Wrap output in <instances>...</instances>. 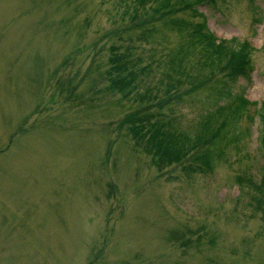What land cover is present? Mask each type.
<instances>
[{"label":"rangeland","instance_id":"rangeland-1","mask_svg":"<svg viewBox=\"0 0 264 264\" xmlns=\"http://www.w3.org/2000/svg\"><path fill=\"white\" fill-rule=\"evenodd\" d=\"M156 5L0 0V264H264V0H204L170 20ZM200 25L230 49L250 40V75L219 67L158 106L208 61L192 44ZM113 51L141 71L127 98L110 87ZM227 83L249 105L225 130L240 141L214 153L211 173L158 170L120 125L161 111L194 133L234 100L220 95Z\"/></svg>","mask_w":264,"mask_h":264},{"label":"trees","instance_id":"trees-1","mask_svg":"<svg viewBox=\"0 0 264 264\" xmlns=\"http://www.w3.org/2000/svg\"><path fill=\"white\" fill-rule=\"evenodd\" d=\"M201 2H204V0H156L157 5L153 9L158 18L170 17V20L173 17L172 14L177 10L196 8L194 5L198 6ZM153 18L157 17L153 16L150 20L152 21ZM177 24L181 27L185 26L184 21L181 19L177 21ZM197 29L198 34L194 32L192 35V44L196 42V44L204 43L206 45L205 50L210 51L208 61L204 62V59L203 62H199L197 60L195 65H191L197 67L196 73L191 76L193 77L192 88L187 89V91H178L173 96L158 100V106H162L163 103L169 101H182V95H189L204 86L210 80L209 76L213 77L215 70L219 67L220 69L227 68L226 74L229 79L237 78L238 76L248 77L250 75L252 49L247 42H244L239 48L230 49L226 45V40H219L217 43V39L209 31L205 35L203 30L205 25H200L195 30ZM214 45L215 47L212 48ZM182 47L178 50V55H182V57L177 56L176 68H180L181 63L184 62L185 52L181 51ZM124 52L117 53L113 51L110 59L112 62L110 74L114 73V75L111 76L110 87L121 92L123 97L127 98L131 96L135 89L139 70L137 71L134 68V61L128 59L129 53ZM203 54L205 56L207 53L203 52ZM202 66L207 67L209 71H205ZM145 68L143 67V69ZM200 76L202 77L201 79L199 78ZM197 80L199 81L194 82ZM228 86L229 83L221 88L220 95H225L226 97L235 95ZM171 88L166 89V95H171L174 92V89ZM147 92L148 94L151 93L149 89ZM247 105H249V102L245 98L241 95H235L231 103L225 102L220 108L210 114L202 115L199 119V128L194 133L182 129L178 125L177 118L166 115L161 111H136L130 113L121 120L120 125L122 128H127L132 140L135 142L134 144L150 156L152 164L158 170H164L169 166L184 163L185 171L211 173L213 171L212 161L215 155L216 157L217 155L222 156L225 152L224 147L234 139L240 141L239 137L232 134L231 139H229L225 130L233 119H239L241 114L242 116L244 115L243 111ZM261 105L263 107L260 113L263 123L261 141L264 145V102ZM223 142L224 144L222 145ZM260 200L259 204H264V199Z\"/></svg>","mask_w":264,"mask_h":264}]
</instances>
